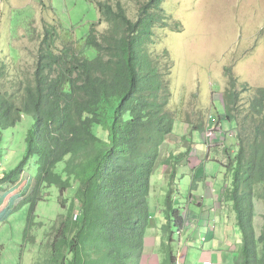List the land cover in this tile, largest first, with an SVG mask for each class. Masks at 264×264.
Listing matches in <instances>:
<instances>
[{
    "label": "trees",
    "instance_id": "obj_1",
    "mask_svg": "<svg viewBox=\"0 0 264 264\" xmlns=\"http://www.w3.org/2000/svg\"><path fill=\"white\" fill-rule=\"evenodd\" d=\"M87 1L98 13L88 33L83 38L67 33L69 40L58 47L57 27L45 25L32 75L15 80L12 92L0 88V149L4 129L25 119L28 124L23 157L0 172V223L27 206L29 229L38 203L54 187L64 212L51 227L46 264H140L151 226L150 180L175 120L167 108L169 54L164 50L161 64L145 43L151 42L154 27L169 26L171 19L164 14L163 0H136L132 16L119 0ZM56 14L64 22L67 15ZM102 22L107 27L98 31ZM178 25L174 20L170 27ZM226 71L231 72L229 67ZM4 77L0 66V84ZM229 81L216 108L221 122L230 125L232 142L219 130L211 146L227 159L214 160L224 169L222 201L233 206L241 234L240 262L264 264V213L259 235L253 224L255 199L264 204V87L255 88L244 105L236 78L230 74ZM203 130L199 123L192 131ZM189 149L170 152L161 162L169 175L164 226L176 230L184 220L182 204L175 200L182 195L180 179L173 180L182 161L191 168L201 165V160L191 162L195 155ZM198 180L193 177L190 189ZM190 189L185 198L192 202ZM73 199L80 207L69 216ZM166 240L163 264H175L172 240Z\"/></svg>",
    "mask_w": 264,
    "mask_h": 264
},
{
    "label": "rangeland",
    "instance_id": "obj_2",
    "mask_svg": "<svg viewBox=\"0 0 264 264\" xmlns=\"http://www.w3.org/2000/svg\"><path fill=\"white\" fill-rule=\"evenodd\" d=\"M119 1L127 7L129 16L136 15V0ZM162 8L164 14L170 17L169 22L177 20L180 25L173 29L170 27L171 23L169 26L154 27L151 42L145 43L152 57H157L161 64L165 59L164 50L170 59V73L166 79L171 97L167 108L173 113L175 120L172 132L163 143L164 151L160 154L159 163L170 152L185 150L190 145L189 151L193 155L205 159L199 169L193 170H197L198 174L206 171L211 176L218 175V179L211 181L219 182L222 177L223 183L224 169L214 159H222L224 162L227 159L222 151L218 153L211 146L216 138L212 135L210 140L207 139L211 134L206 130L214 127L217 132L226 131L229 136L227 141L232 142L230 125L225 121L221 122L216 108L218 100L221 101V93L229 86L230 74L236 78L240 104L247 105L255 88L264 87V0H163ZM56 13L62 18L67 15L75 26L74 31L69 27L67 16L62 22ZM15 18H18L17 22ZM163 19L168 21L166 17ZM97 20V10L87 0H0V66L5 74L0 88L12 92L16 88L11 86L15 80L32 75L45 25L57 27L59 36L55 37L56 45L61 47L69 40L67 33L72 38H83L88 33L90 24ZM106 27V23L102 22L97 25V30L103 31ZM226 67L230 68V73L226 71ZM199 123L203 124V132L192 131L194 125ZM27 127L25 119L22 124L2 131L0 172L13 167L23 157V136ZM222 140L219 139L220 142ZM181 163L180 173H196L185 161ZM28 167L34 175L33 160ZM164 169L159 164L150 180V209L154 212L155 206L158 207V214L153 218L156 223H163L160 209H165L163 194L167 190L168 174ZM176 178L177 176L173 183ZM180 178L182 197H188L191 181L182 175ZM201 178L198 182H201ZM211 189L212 185H200L199 190L193 192V197L198 199L205 195V203H208ZM48 192L45 200L38 203L34 224L29 229L27 206L20 207L0 223V264H46L51 227L63 211L56 188L52 187ZM72 192L73 188L67 191V195ZM226 203L230 204L229 201ZM79 207V202L73 199L67 215H77ZM263 213V202L255 199L253 224L257 235L261 232ZM164 218L167 221L166 211ZM230 220L233 224L216 226H222L224 234L232 236L234 259L239 262V254L243 258L241 234L237 220L234 217ZM223 226H231L235 230L225 229ZM166 245L167 243L165 248Z\"/></svg>",
    "mask_w": 264,
    "mask_h": 264
},
{
    "label": "crops",
    "instance_id": "obj_3",
    "mask_svg": "<svg viewBox=\"0 0 264 264\" xmlns=\"http://www.w3.org/2000/svg\"><path fill=\"white\" fill-rule=\"evenodd\" d=\"M162 151H164L163 148ZM207 159L209 160V158ZM198 160H201L202 164L205 159H200L195 156L191 157V162L196 163ZM180 166H182V163ZM191 166L192 164L189 165V168ZM196 168L198 169L199 166L191 169ZM196 171L193 170V172ZM204 172L203 174L196 172L194 175L193 173L192 175L190 173L188 175L185 171L184 173L178 172L177 178H180V175H182L183 178L190 179L189 182L191 181V184L189 183V186H192L194 176H199V179L202 177L201 182H198L196 187L191 189L189 187L192 192H197L200 185H203V187H207L208 185L213 186V189L210 190L208 195V203H205V195L203 196L204 198L199 196V200L201 201L196 199L192 202H187V199L182 197V195L179 198L176 197L175 200L182 204L181 215L184 220L183 226L179 230L174 229L173 226H164L165 218L163 209H160L163 213V223H156L157 221L153 218L158 214V207L155 206L154 212L151 214V226L144 236V252L140 258V264H163L165 253L161 245L162 243H167L166 239L168 237L172 240L171 246L173 248V254L175 255V264H202L206 262L211 264H241V254H239V262L234 259L232 236L224 234L222 226H216L233 224V221L230 220L231 217H234L235 220L233 206L226 203L227 201H224L225 203L222 201L223 194H225V191H223L222 177L219 182L213 183L211 179H218V175L214 177L206 171ZM166 175L168 189L169 175ZM165 195L166 193L163 194V196ZM225 229L235 230L231 226ZM239 252H241L240 246Z\"/></svg>",
    "mask_w": 264,
    "mask_h": 264
},
{
    "label": "built area",
    "instance_id": "obj_4",
    "mask_svg": "<svg viewBox=\"0 0 264 264\" xmlns=\"http://www.w3.org/2000/svg\"><path fill=\"white\" fill-rule=\"evenodd\" d=\"M206 132H209L211 134L210 137H208V138H211L212 135H213L212 137L214 138L216 133H217V131L214 127L207 129ZM206 264H209V263H206Z\"/></svg>",
    "mask_w": 264,
    "mask_h": 264
},
{
    "label": "clouds",
    "instance_id": "obj_5",
    "mask_svg": "<svg viewBox=\"0 0 264 264\" xmlns=\"http://www.w3.org/2000/svg\"><path fill=\"white\" fill-rule=\"evenodd\" d=\"M200 198V197H199ZM199 198L197 199V200H199ZM195 201V200H194ZM206 263H209V262H206ZM206 263H202V264H206ZM209 264H211V263H209Z\"/></svg>",
    "mask_w": 264,
    "mask_h": 264
}]
</instances>
